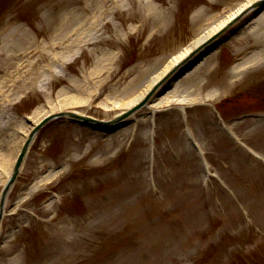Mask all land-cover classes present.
Segmentation results:
<instances>
[{"label":"rangeland","instance_id":"374dc122","mask_svg":"<svg viewBox=\"0 0 264 264\" xmlns=\"http://www.w3.org/2000/svg\"><path fill=\"white\" fill-rule=\"evenodd\" d=\"M247 1L0 0V175L2 162L19 153L25 117L38 122L74 110L113 118L172 56ZM247 31L181 80L176 96L195 99H171L155 119L144 111L107 137L62 121L45 127L9 192L0 264H264V161L239 157L216 124L264 109V63L237 69L246 59L257 62L264 47L263 36ZM66 36L82 55L58 67L56 46L68 45ZM183 115L216 178L198 168ZM255 125L261 128L250 141L264 151V122ZM241 126L252 130L248 121ZM243 199L249 214L235 208Z\"/></svg>","mask_w":264,"mask_h":264},{"label":"bare ground","instance_id":"6f19581e","mask_svg":"<svg viewBox=\"0 0 264 264\" xmlns=\"http://www.w3.org/2000/svg\"><path fill=\"white\" fill-rule=\"evenodd\" d=\"M256 1H258V0H248L246 3L240 5L236 9H234L233 12L229 16H227L225 18L223 16L222 18L219 19L220 21L218 20L217 22L214 23V25H212V26L210 25L206 29V31H204V35H202L199 38L195 39L186 48L182 49L175 57H172L169 60L168 65L165 66V68L158 74L157 78L153 79L150 82V84L148 85V88L146 87V89L139 96H134L133 95L134 96L133 100L128 102V103H126L125 105H123V108L120 111V113L117 114V117L122 115L124 112H128L131 108H133V106H135L143 98V96L148 92V90L151 89L156 83H158L174 66H176L182 60H184L194 50L198 49L204 42H206L209 38H211L216 32L221 30V28H223L230 20H232L235 16H237L243 10L249 8ZM261 9H262V7L257 9V10H261ZM262 22H264V10H262V12L255 18V20L253 21L252 25H250L249 27L246 28V29H248L246 36L247 35L248 36L250 35L252 37L253 36L254 37L257 36L260 39L261 34H260V32L259 33L256 32L257 29H258L256 27L259 26V24L262 23ZM67 25L71 26L72 23L71 24H67ZM67 25L62 24L61 29L63 28V29L66 30V28L68 27ZM56 30H60V29H56ZM61 32H62V34H64V32L62 30H61ZM23 35H26V34L23 33L22 36ZM59 36H60V34H59ZM66 37L68 38V40L70 39L69 36H66ZM65 38H63V39H65ZM67 44L68 45L65 46V49L60 51L61 54L66 55V56L71 52L70 49L73 46V44H75V41L74 40L69 41ZM7 46L8 45L5 44L3 46L4 48L1 47V50L8 51L9 48ZM208 50H210V49H204V52H206ZM0 55H2V53ZM256 56L258 57V61L257 62H259L261 60L259 52L256 54ZM256 56H255V58H256ZM38 60H40V59H38ZM195 60H197V59H195ZM253 61H254L253 59L252 60L251 59H246V61L244 63H242L241 65H239L237 67V69L242 67V66L244 67L246 65L252 64V63H254ZM254 64H255V66H257L258 63H254ZM240 74H242V73H240ZM28 83L29 84L33 83L31 78L28 80ZM170 84L171 83L165 84L164 86H162V89H166L167 87L170 86ZM180 84H181V81L171 91H169V93L165 97H163V100L160 102V104L163 103L164 100H167L165 104H169L171 101L176 100V99H177L176 101H179V100H182V101L185 100L186 101L187 99H195L194 97H196V96L194 94H189V95H186L185 97H177L175 93H176V89L178 88V86H180ZM216 94L217 93H216L215 90H211V91H209L208 96L214 98V96ZM154 106H156V105H154ZM23 143H24V140L21 141V144H20L19 148L17 149L16 153H18L20 151V148H21ZM30 150H31V147H29V149H28V155H29ZM28 155H27V157H28ZM13 163H14V160H13L12 163H9L7 161H3L2 162V164L4 165V167L7 169L8 173H9L8 175H10V173H11ZM6 180L7 179L3 178L0 175V183L1 184H5Z\"/></svg>","mask_w":264,"mask_h":264},{"label":"water","instance_id":"95a60500","mask_svg":"<svg viewBox=\"0 0 264 264\" xmlns=\"http://www.w3.org/2000/svg\"><path fill=\"white\" fill-rule=\"evenodd\" d=\"M127 115H125V116H123L122 118H120L119 120L121 121L123 118H125ZM21 163V160L19 161V164ZM18 164V165H19ZM16 171H18V169L16 170ZM16 175H17V172H16V174H15V176H14V178L13 179H15V177H16Z\"/></svg>","mask_w":264,"mask_h":264}]
</instances>
